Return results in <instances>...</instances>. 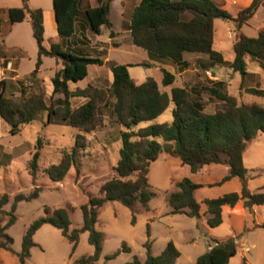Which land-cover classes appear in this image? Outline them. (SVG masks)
<instances>
[{
    "label": "trees",
    "instance_id": "obj_1",
    "mask_svg": "<svg viewBox=\"0 0 264 264\" xmlns=\"http://www.w3.org/2000/svg\"><path fill=\"white\" fill-rule=\"evenodd\" d=\"M85 0H52L53 12L57 24L60 43L45 46L43 11L29 7L28 0H22L21 8L7 10L11 24L22 23L29 18L33 38L38 48L35 70L22 79L0 80V118L10 127V134L16 135L33 123L41 122L44 126L64 124L80 130L84 134L96 132L101 127L99 122L100 107H109L120 127L121 148L119 160L113 168V176L104 182L98 194L80 210L83 217L81 229L71 230L68 210L57 208L53 211L44 207L45 217L36 220L26 231L22 250L18 257L19 264H27L31 249L36 246L34 236L44 225H50L61 231L62 236L72 245V254L78 247L81 233H89V244L95 248L92 256L82 257L74 264H97L102 251L103 236L96 230L100 211L109 202H119L127 208L140 204L148 210L149 202L156 197L148 182L150 165L165 152L177 157L189 168L191 174H198L204 168L225 166L228 173L207 184L195 183L183 178L175 184L176 191L167 196L170 214L183 215L192 219L201 218V204L195 198V192L204 187H223L234 181L241 183L240 192H228L214 199H206L210 228H218L223 222V208H235L239 203L252 212L255 206H264V188L251 192L248 187L247 169L244 153L248 143L264 134V109L256 104L239 105L236 99L228 95L221 83L202 86V93L218 100L222 108L213 114L205 112V105L199 96H193L185 88H173L171 94L162 92L153 78L141 84L131 78L129 68L152 67L153 64L176 65L180 72L190 67L185 60L187 54L207 57V61H197L203 69L210 70L217 66H227L242 77L244 82L252 78L247 71L246 58L257 62L264 70V28L256 38H248L239 30L254 17L264 0H253L252 4L242 9L236 17L224 10L214 0H141L131 14L130 36L132 44L144 50L151 63L119 64L107 63L113 80L109 88L99 89L88 85L84 89L71 91L69 83L77 84L88 76L89 66H104L99 57L71 53L65 50V43L74 33L76 24L84 19L94 35H101L102 28L110 29V7L113 0H97L96 7L82 10ZM189 16V18H186ZM224 20L234 23L238 29L233 43L234 59L227 63L222 53L214 49V22ZM2 20L0 18V28ZM110 38H114L113 31ZM43 58H54L62 68L51 78V103L45 99V88L39 77ZM153 63V64H152ZM162 72V86L170 87L175 82V75L165 67ZM254 96L264 98V90L245 88ZM55 96H61L55 99ZM84 98L87 102L73 108L72 99ZM173 104L171 122L152 124ZM150 123V125H147ZM82 137V135H80ZM83 138V137H82ZM44 148L43 140L37 139L29 162L31 176L36 179L39 172V160ZM79 139L72 150H63L58 164L48 166L44 173L54 182L63 181L72 168L79 166ZM42 192L36 187L28 195L15 196L11 210L9 196L0 197V250L12 252L13 239L7 230L16 223V210L21 202L37 199ZM5 218H8L5 221ZM147 257L144 263L138 257L126 264H176L180 253L170 241L159 256L151 254L149 241L144 245ZM123 251L130 252L127 246ZM238 254L235 238L214 241L210 250L197 258L194 264H230ZM117 255V254H116ZM112 255L107 260L116 257Z\"/></svg>",
    "mask_w": 264,
    "mask_h": 264
},
{
    "label": "rangeland",
    "instance_id": "obj_2",
    "mask_svg": "<svg viewBox=\"0 0 264 264\" xmlns=\"http://www.w3.org/2000/svg\"><path fill=\"white\" fill-rule=\"evenodd\" d=\"M220 6L226 4V0H215ZM17 4L11 2V5ZM30 8L39 4L53 11L52 0H28ZM23 3L21 4L22 7ZM13 7V8H21ZM45 8V7H44ZM39 9V8H33ZM237 9L231 6L228 12L231 14ZM113 17V13L111 18ZM260 16L251 24L242 27L241 34L248 38H256L258 33L255 26L258 25ZM50 21L48 24L50 25ZM214 49L221 52L227 63L234 59L233 43L238 29L234 23L224 20L214 22ZM230 29L229 32L227 30ZM6 42L9 46H20L25 61L21 66V72H25L37 59V44L33 38L32 27L27 17L24 24L15 27L9 24L5 30ZM110 30L102 28L98 40L107 41ZM51 37V36H50ZM49 37V38H50ZM49 42V41H48ZM123 46L115 50L111 55L112 62L126 64L136 61L151 63L144 50L132 46ZM8 60L12 61V69H17V63L22 53L20 50H11L7 53ZM190 67L184 72L174 64H168L165 68L175 75L176 79L170 87L162 86L163 75L159 67H131V78L141 84L148 78H153L162 92L169 95L173 88H185L193 96H199L205 105V112L213 114L222 108L221 103L215 98L200 92L202 86H212L217 83L223 85L224 91L234 97L239 105L256 104L264 109V98L250 95L245 88H257L264 90V70L257 62L246 58L247 71L252 78L247 79L242 87V77L234 73L227 65L217 66L215 69H203L197 63L198 59L193 54L185 55ZM1 78L14 80L22 79L33 72L34 69L18 77V72L9 67L2 68ZM49 67V63H46ZM91 79L101 77L99 89H107L110 86L111 71L108 65L90 67ZM210 72L211 76L207 74ZM49 70H44L39 77L45 88L47 104L51 103L52 87L48 81ZM61 96H55L58 99ZM73 108L82 105L81 99H72ZM173 104L169 109L152 124H161L173 120ZM99 122L101 127L94 133L84 134L80 130L64 124H51L44 126L41 122H33L25 126L16 135H11L10 127L0 118V197L9 196V204L5 210L9 212L15 196L28 195L38 187L42 189L39 197L30 202H21L16 210V223L7 233L13 239L12 252L0 250V264H19V253L22 250V241L27 229L38 219L45 217L44 207L51 211L57 208L68 210L71 220V230L81 229L83 217L80 207L97 196L99 187L113 176V168L119 160L121 148L120 127L109 107H100ZM150 125V123L146 124ZM82 135V137H80ZM43 140L44 148L39 160V172L36 179L30 174L29 162L37 139ZM79 139V166L72 168L67 177L61 182L52 181L44 170L58 164L62 158L63 150H72ZM244 164L247 169L248 187L251 192H257L264 188V134L248 143L244 153ZM227 172L225 166H211L204 168L197 175L190 173L189 168L172 155L163 152L159 159L150 165L148 182L156 197L149 202V209L145 210L140 204L134 208H127L119 202H109L100 211L96 230L103 236L102 251L97 264H126L138 257L142 263L146 260L147 251L144 245L149 241L151 254L159 256L167 244L172 241L180 253L176 264H194L198 257L207 253L214 241H224L235 238L238 254L230 264H264V206H258L252 212L243 208L237 211L226 210L222 224L212 229L207 224L208 215L203 201L222 196L227 192H240L241 183L234 181L223 188L204 187L195 192L196 200L201 204L202 215L200 219H192L183 215L170 214L167 205V196L176 191L175 184L183 178H189L195 183H207L214 181L218 176ZM8 218H5L7 221ZM89 233L80 234L79 244L72 254V245L62 236L60 230L44 225L34 236L35 247L31 249V256L27 264H74V261L92 256L95 248L89 244ZM127 246L130 252L123 251ZM117 254V255H116ZM116 255L112 260L107 257Z\"/></svg>",
    "mask_w": 264,
    "mask_h": 264
},
{
    "label": "crops",
    "instance_id": "obj_3",
    "mask_svg": "<svg viewBox=\"0 0 264 264\" xmlns=\"http://www.w3.org/2000/svg\"><path fill=\"white\" fill-rule=\"evenodd\" d=\"M17 1H19V4H20L19 6H17V4H13L14 6L11 5V2L16 3ZM140 1L141 0H113L112 1L111 7H110V14H109V19H110V22L112 24V27L109 30H110V32L113 31L114 38L111 39L110 34H109V37H108L107 41H105V42L98 40V38L96 37L97 35H94L91 32L86 21L84 19H80L76 24L74 35L70 39H68L65 43V50L69 51L71 53L81 52L83 54L89 55L90 57H99V58L104 60V67H105V65H107V63L109 61H112L111 55H112V53H114L115 50H118L123 46L133 48L132 46H134V45L132 44L129 26L131 23L130 22L131 14H132L133 10L135 9V7L140 3ZM176 1H178V0H176ZM226 1H227L226 4L221 6L224 10L228 11V9L231 6L237 7L235 12L232 13L233 17H236L237 14L242 9L249 7L253 2V0H226ZM21 4H22V0H0V18L2 20L1 28H0V61L3 62L2 68L6 69L5 67L10 66V70L18 72V77L26 74L30 70L32 71L36 65V62H37V59H36L35 62H32L31 67H29L25 72H21V66H22L23 62L25 61V58L23 56V52L21 51V47L20 46H9V45H7V42H6L7 41L6 40L7 34H5V30L7 29L9 24H11L7 18V10L11 9L13 7H21ZM97 4H98L97 0H85L81 4V8H82V10H85L89 7L93 8V7H96ZM33 8H39L43 11L45 46L47 48H50L52 45L60 43V38L58 36V30H57V24H56L54 12L51 9L46 8V6H43L42 4H39L38 6L33 7ZM112 13H113V17L111 18ZM259 16H260L261 20L258 23V25L255 26V31L257 33H259V30L264 28V5H262L259 8V10L254 15V17L248 22V25L251 24V22H253L255 19H257ZM186 18H189V16H187ZM25 21L22 23H16V24H12V25H15V27H18V26L24 24ZM48 21L51 22L50 25L48 24ZM105 28H107V27H105ZM229 31H230V29L227 30V32H229ZM241 31H242V28L239 30V33H241ZM214 43H215V39H214ZM14 49L20 50V52L22 53L21 57L18 60L16 70H13L11 68L12 67V61L8 60V55H7V53L9 51L14 50ZM144 54L148 58L147 53L144 52ZM193 55H195L196 59H198L199 61H203V62L207 61L206 56L198 55V54H193ZM37 58H38V50H37ZM148 60H149V58H148ZM46 63H49L50 66L46 67L47 66ZM140 63H143V62H141L139 60V61L131 62V63L128 62L126 64L135 65V64H140ZM154 66L159 67V68L160 67H166V66H160L158 64H155ZM62 67H63L62 64L58 63L54 58H43V64H42L41 69H40V75H42V72L44 70H49L51 72V74H48V78H47L49 81L54 76L55 72L60 70ZM90 67H92V66L88 67V76L84 81L79 82L77 84L69 83V88L71 91H74L77 88L84 89L88 85H92L96 88H100L99 86L101 84V77H97L96 79H91L90 71H89ZM213 69H215V68H212V70ZM11 79L14 80V78H11ZM109 80H110V85H111L112 80H113L112 74L110 75ZM158 85L160 87V84H158ZM77 99L82 100V105L87 102V99H84V98H77ZM71 102H73V100ZM227 173H228V168H227V172L222 174L221 176H223ZM193 175H197V174H193ZM221 176H218L215 180H217ZM210 182H213V181H210ZM207 183H209V182H207ZM207 183H200V184H207ZM229 184H231V183H229ZM226 185H228V184H226ZM225 186H223V187H225ZM223 187H220V188H223ZM239 204L235 208H233L232 210L237 211L238 209H240ZM242 206H243V204H242ZM255 207H258V206H255ZM226 210H229V207L223 208V216L226 213ZM201 212H202V208H201ZM230 263H231V261H230Z\"/></svg>",
    "mask_w": 264,
    "mask_h": 264
},
{
    "label": "built area",
    "instance_id": "obj_4",
    "mask_svg": "<svg viewBox=\"0 0 264 264\" xmlns=\"http://www.w3.org/2000/svg\"><path fill=\"white\" fill-rule=\"evenodd\" d=\"M1 74H2V69H1V67H0V78H1ZM207 74H208L209 76H211L210 72H207Z\"/></svg>",
    "mask_w": 264,
    "mask_h": 264
},
{
    "label": "water",
    "instance_id": "obj_5",
    "mask_svg": "<svg viewBox=\"0 0 264 264\" xmlns=\"http://www.w3.org/2000/svg\"><path fill=\"white\" fill-rule=\"evenodd\" d=\"M263 229H264V227H263Z\"/></svg>",
    "mask_w": 264,
    "mask_h": 264
}]
</instances>
